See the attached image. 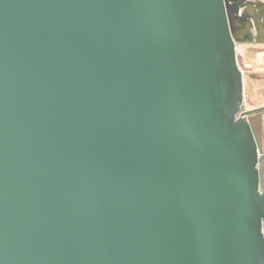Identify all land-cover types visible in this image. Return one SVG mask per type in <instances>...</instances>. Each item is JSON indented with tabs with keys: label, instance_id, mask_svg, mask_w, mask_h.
<instances>
[{
	"label": "water",
	"instance_id": "95a60500",
	"mask_svg": "<svg viewBox=\"0 0 264 264\" xmlns=\"http://www.w3.org/2000/svg\"><path fill=\"white\" fill-rule=\"evenodd\" d=\"M247 6L0 0V264H264Z\"/></svg>",
	"mask_w": 264,
	"mask_h": 264
},
{
	"label": "rangeland",
	"instance_id": "374dc122",
	"mask_svg": "<svg viewBox=\"0 0 264 264\" xmlns=\"http://www.w3.org/2000/svg\"><path fill=\"white\" fill-rule=\"evenodd\" d=\"M237 61L240 70L243 72V110L250 112L263 109L264 47L238 46ZM249 120L253 126L260 149L264 152V112L255 115V117L250 116ZM259 168L260 171H264V162L259 164Z\"/></svg>",
	"mask_w": 264,
	"mask_h": 264
},
{
	"label": "flooded vegetation",
	"instance_id": "af4514ba",
	"mask_svg": "<svg viewBox=\"0 0 264 264\" xmlns=\"http://www.w3.org/2000/svg\"><path fill=\"white\" fill-rule=\"evenodd\" d=\"M232 2H234L235 4H239L240 6H247V5H257L258 6V10H261V8L263 7L264 5V0H231ZM247 8H249L247 6ZM247 8L244 9V13L241 11L240 12V16L242 15L245 16V14H247ZM247 18V16H245ZM250 22H251V37H250V40L251 41H255V42H261L262 41V38L257 35V22L255 21V18L253 16H251L250 18ZM254 20V21H253ZM243 40H249L248 37H245V39L243 38ZM238 46H249V47H261L259 45H237ZM254 115H257V114H254ZM252 117H255L253 115H251ZM254 121V120H253ZM262 163V162H261Z\"/></svg>",
	"mask_w": 264,
	"mask_h": 264
},
{
	"label": "crops",
	"instance_id": "0c3cea01",
	"mask_svg": "<svg viewBox=\"0 0 264 264\" xmlns=\"http://www.w3.org/2000/svg\"><path fill=\"white\" fill-rule=\"evenodd\" d=\"M260 173H261V183H262V187H263L264 171H260Z\"/></svg>",
	"mask_w": 264,
	"mask_h": 264
},
{
	"label": "bare ground",
	"instance_id": "6f19581e",
	"mask_svg": "<svg viewBox=\"0 0 264 264\" xmlns=\"http://www.w3.org/2000/svg\"><path fill=\"white\" fill-rule=\"evenodd\" d=\"M254 21V20H253Z\"/></svg>",
	"mask_w": 264,
	"mask_h": 264
}]
</instances>
